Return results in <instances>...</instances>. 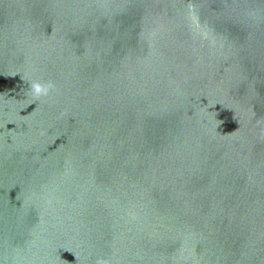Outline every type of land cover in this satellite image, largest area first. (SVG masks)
I'll return each mask as SVG.
<instances>
[{"label":"water","instance_id":"1","mask_svg":"<svg viewBox=\"0 0 264 264\" xmlns=\"http://www.w3.org/2000/svg\"><path fill=\"white\" fill-rule=\"evenodd\" d=\"M0 264H264V0H0Z\"/></svg>","mask_w":264,"mask_h":264},{"label":"clouds","instance_id":"2","mask_svg":"<svg viewBox=\"0 0 264 264\" xmlns=\"http://www.w3.org/2000/svg\"><path fill=\"white\" fill-rule=\"evenodd\" d=\"M36 91L39 93L41 91L39 86H36Z\"/></svg>","mask_w":264,"mask_h":264}]
</instances>
